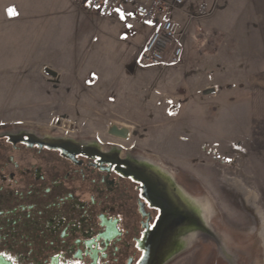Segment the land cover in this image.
<instances>
[{
  "label": "rangeland",
  "instance_id": "1",
  "mask_svg": "<svg viewBox=\"0 0 264 264\" xmlns=\"http://www.w3.org/2000/svg\"><path fill=\"white\" fill-rule=\"evenodd\" d=\"M10 3L0 0V21L8 18L5 9ZM243 4V0H185L173 17L186 27L200 28L196 37L208 40L212 32L207 28L235 16L233 10L221 11ZM201 5L211 9L210 15L196 16ZM41 8L46 20L62 21L61 34L54 37L60 48L78 42L92 52L91 58L102 54V62L96 61L100 66L88 65L86 75L82 72L86 94L92 96L87 99L93 103L89 108L64 104L63 92H51L43 83L31 91L17 89L18 83L39 77L6 74L8 53L0 39V131L25 130L117 148L173 177L189 198L206 199L212 209L211 227L200 217L197 246L191 247L189 241L168 264H264V109L246 105L243 96L233 101L236 105L221 101L211 95L213 87L196 91L202 80L208 79L210 85L218 81L205 71L224 62L248 72L263 71L264 65L236 53L227 61H220V53L214 59L200 56L193 27L189 32L193 41L180 42L182 54L176 63L141 66L140 51L157 22L146 21L132 7L105 16L81 0H45ZM122 57L132 65L123 67ZM40 78L54 76L42 73ZM227 78L236 81L239 76ZM239 91L232 93L240 95ZM96 93L108 98L96 102ZM180 103L186 108L175 117L174 107ZM112 125L128 127V136L111 135ZM252 126L257 127L253 133ZM239 129L244 134L241 141ZM227 143L240 154L214 153L213 146Z\"/></svg>",
  "mask_w": 264,
  "mask_h": 264
},
{
  "label": "flooded vegetation",
  "instance_id": "2",
  "mask_svg": "<svg viewBox=\"0 0 264 264\" xmlns=\"http://www.w3.org/2000/svg\"><path fill=\"white\" fill-rule=\"evenodd\" d=\"M189 197L117 148L1 130L0 264H168L211 227Z\"/></svg>",
  "mask_w": 264,
  "mask_h": 264
},
{
  "label": "crops",
  "instance_id": "3",
  "mask_svg": "<svg viewBox=\"0 0 264 264\" xmlns=\"http://www.w3.org/2000/svg\"><path fill=\"white\" fill-rule=\"evenodd\" d=\"M8 1H11L10 4L6 5L5 9L8 18L0 21V39L4 42L6 53L9 55L6 58L8 61L6 68H4L6 70L5 73L13 76L39 77L37 79H27V84H15L17 89L31 91L38 89L43 83L45 88L51 92L59 93L62 91L64 104L68 103L70 106L75 105L83 108L91 107L93 102L87 98L92 96L86 94L82 72L86 75L88 65L91 67L100 66V63L96 65V61L102 62V54L91 58L92 52L78 42L74 46H65L64 49L60 48L54 37L56 34H61L62 21L46 20L44 11L41 8L45 0ZM243 1L244 4L240 7L231 9L230 6L228 9L225 8V11H221L226 14L233 10L235 16L222 23H215L210 30L207 28L208 32H212V36L208 40L196 37L202 32L200 28L194 25L188 27L185 25L182 41H193L189 36V32L193 27H196L197 34H194L195 37L193 39L199 46L200 56L214 59L221 54L220 61H227L229 57L236 53L249 57L254 64L261 63V65H264V0ZM10 9L14 10L16 14L10 15ZM219 9L216 14H219ZM74 34L77 35L76 33ZM150 36L148 37L150 38ZM122 58L124 60V63H121L123 67L132 65L127 57ZM117 60H120V58ZM225 63L224 65H217L215 68L207 69L205 72L209 71L206 76L209 78V76L216 75L218 81L210 85L208 79L202 80L196 86V91L203 92L205 89L213 87L214 90L211 91V95L219 97L221 101L226 100L236 105L237 102L233 101H237L238 97L243 96L245 103H247L246 105L253 109H264V70L248 72L239 68L233 69V67ZM42 73L50 77L54 76V78L44 80L40 78ZM232 75L239 76V79L237 78L235 81L227 78ZM131 84L133 85V82ZM240 89L241 91L239 92H242L240 95L232 93ZM93 98L96 102H101L102 99H107L108 97H103L96 93ZM94 105L99 107L97 103ZM174 108L176 111H174L176 113L175 117H177L186 106L180 103ZM177 112L179 113L177 114ZM125 128L128 129V127ZM256 128V126H252L251 132L253 133ZM237 134L239 139L244 137L240 129Z\"/></svg>",
  "mask_w": 264,
  "mask_h": 264
},
{
  "label": "built area",
  "instance_id": "4",
  "mask_svg": "<svg viewBox=\"0 0 264 264\" xmlns=\"http://www.w3.org/2000/svg\"><path fill=\"white\" fill-rule=\"evenodd\" d=\"M91 10L101 16L110 14L121 7H132L146 21H156L152 32L139 55L141 66L174 64L182 54L180 42L185 27L173 17L185 0H81ZM211 9L201 5L197 17L209 15ZM190 19L195 15H189Z\"/></svg>",
  "mask_w": 264,
  "mask_h": 264
},
{
  "label": "water",
  "instance_id": "5",
  "mask_svg": "<svg viewBox=\"0 0 264 264\" xmlns=\"http://www.w3.org/2000/svg\"><path fill=\"white\" fill-rule=\"evenodd\" d=\"M109 133L113 136L126 138L128 136V129L124 127H117L116 125H112L109 129Z\"/></svg>",
  "mask_w": 264,
  "mask_h": 264
},
{
  "label": "bare ground",
  "instance_id": "6",
  "mask_svg": "<svg viewBox=\"0 0 264 264\" xmlns=\"http://www.w3.org/2000/svg\"><path fill=\"white\" fill-rule=\"evenodd\" d=\"M242 189V188H241ZM199 203L208 217L212 216V209L206 199L199 198Z\"/></svg>",
  "mask_w": 264,
  "mask_h": 264
},
{
  "label": "snow or ice",
  "instance_id": "7",
  "mask_svg": "<svg viewBox=\"0 0 264 264\" xmlns=\"http://www.w3.org/2000/svg\"><path fill=\"white\" fill-rule=\"evenodd\" d=\"M9 14H10V15H15L16 13L14 12V10H11V9H10V10H9ZM121 18H123V17H121Z\"/></svg>",
  "mask_w": 264,
  "mask_h": 264
}]
</instances>
